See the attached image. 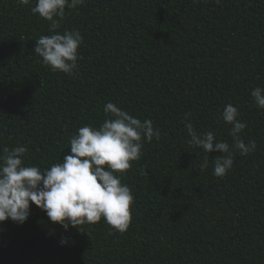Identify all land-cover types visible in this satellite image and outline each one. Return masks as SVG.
Here are the masks:
<instances>
[{
  "label": "trees",
  "instance_id": "16d2710c",
  "mask_svg": "<svg viewBox=\"0 0 264 264\" xmlns=\"http://www.w3.org/2000/svg\"><path fill=\"white\" fill-rule=\"evenodd\" d=\"M34 6L0 0V155L24 146L26 166L62 163L80 127L110 117L109 102L161 135L119 174L134 196L124 233L103 218L66 232L32 204L22 225L0 223V264H264V109L251 97L264 87V0H85L58 29L83 37L72 75L33 51L53 34ZM229 103L257 148L233 149L220 178L222 153L190 146L185 123L231 145Z\"/></svg>",
  "mask_w": 264,
  "mask_h": 264
},
{
  "label": "clouds",
  "instance_id": "9594fccd",
  "mask_svg": "<svg viewBox=\"0 0 264 264\" xmlns=\"http://www.w3.org/2000/svg\"><path fill=\"white\" fill-rule=\"evenodd\" d=\"M19 2L29 4L30 0ZM220 2L215 0L216 4ZM84 3L85 0H35L31 8L33 14L50 22L49 31L53 34L36 39L33 51L54 72L72 75L77 68L78 48L83 37L76 29L65 30L63 34L58 29L66 8L76 9ZM251 97L258 108L264 109V87H255ZM104 112L106 116L111 115L99 127L85 125L70 138L71 154L63 155L62 163H54L43 170L39 166L25 165L26 147L3 149L4 154L0 155V223L10 219L22 225L30 217L34 204L66 232L70 226L95 224L102 218L120 233L129 228L134 196L121 182L119 174L131 168V161L141 158L142 141L159 140L161 133L159 128H154L151 119L140 120L112 102L104 106ZM191 115L186 113L185 120ZM238 117V108L231 103L224 106L220 115L231 125V145L217 140L214 132H199L191 122L185 123L190 146L201 148L207 154L222 153L214 159L213 170V175L220 178L233 166V149L244 156L257 148L254 140L246 144L242 139L240 134L247 125ZM207 166L206 157L199 168L203 171ZM68 243L69 238L63 236L60 244Z\"/></svg>",
  "mask_w": 264,
  "mask_h": 264
}]
</instances>
